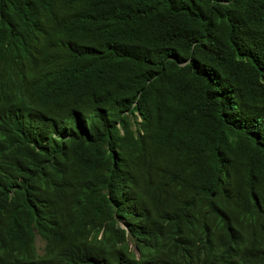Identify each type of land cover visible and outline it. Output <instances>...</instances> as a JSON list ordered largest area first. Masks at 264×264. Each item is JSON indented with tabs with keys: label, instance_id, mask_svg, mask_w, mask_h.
I'll use <instances>...</instances> for the list:
<instances>
[{
	"label": "trees",
	"instance_id": "1",
	"mask_svg": "<svg viewBox=\"0 0 264 264\" xmlns=\"http://www.w3.org/2000/svg\"><path fill=\"white\" fill-rule=\"evenodd\" d=\"M0 264H264V0H0Z\"/></svg>",
	"mask_w": 264,
	"mask_h": 264
},
{
	"label": "rangeland",
	"instance_id": "2",
	"mask_svg": "<svg viewBox=\"0 0 264 264\" xmlns=\"http://www.w3.org/2000/svg\"><path fill=\"white\" fill-rule=\"evenodd\" d=\"M34 244H35V247H36V251H37V253L40 254V253H41L42 242H41V240L38 238V236H35ZM128 247H129L131 250H134V248L132 247V244H131V243L128 244Z\"/></svg>",
	"mask_w": 264,
	"mask_h": 264
}]
</instances>
